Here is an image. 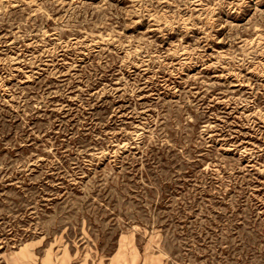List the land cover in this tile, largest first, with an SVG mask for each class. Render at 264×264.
<instances>
[{"label": "rangeland", "instance_id": "1", "mask_svg": "<svg viewBox=\"0 0 264 264\" xmlns=\"http://www.w3.org/2000/svg\"><path fill=\"white\" fill-rule=\"evenodd\" d=\"M0 264H264V0H0Z\"/></svg>", "mask_w": 264, "mask_h": 264}]
</instances>
